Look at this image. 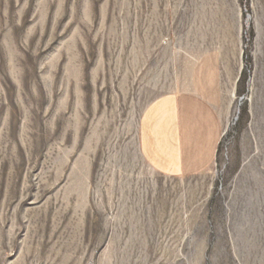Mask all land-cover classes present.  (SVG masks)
<instances>
[{"label":"rangeland","instance_id":"1","mask_svg":"<svg viewBox=\"0 0 264 264\" xmlns=\"http://www.w3.org/2000/svg\"><path fill=\"white\" fill-rule=\"evenodd\" d=\"M221 123L154 171L156 99ZM0 264H264V0H0Z\"/></svg>","mask_w":264,"mask_h":264},{"label":"crops","instance_id":"2","mask_svg":"<svg viewBox=\"0 0 264 264\" xmlns=\"http://www.w3.org/2000/svg\"><path fill=\"white\" fill-rule=\"evenodd\" d=\"M220 136L221 123L211 100L196 93H174L156 99L144 111L138 145L154 171L189 175L209 167Z\"/></svg>","mask_w":264,"mask_h":264}]
</instances>
